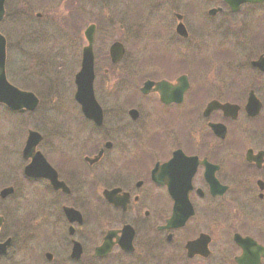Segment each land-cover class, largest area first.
I'll return each mask as SVG.
<instances>
[{"label":"flooded vegetation","instance_id":"1","mask_svg":"<svg viewBox=\"0 0 264 264\" xmlns=\"http://www.w3.org/2000/svg\"><path fill=\"white\" fill-rule=\"evenodd\" d=\"M51 1L5 0V5L48 9ZM63 1L75 9L91 11L98 9L100 2ZM214 1L217 7L206 12L211 20L224 11L233 16L246 6L264 4V0L246 3L233 12L223 0ZM141 2L144 5L147 0ZM133 9L132 5L128 8ZM156 15L144 13L140 19L143 30L139 33L150 34L153 45L152 55L141 61L140 68H131L129 62L119 68L126 51L118 64L110 62L101 71L94 65L97 103L96 96L100 98L108 89L121 103L115 102L108 111L99 104L102 122L97 124L85 118L75 102L92 131L101 132L106 118L113 117L109 133H49L44 154L38 150L43 137L35 146L33 154L40 152L56 175L45 171L47 177L33 179L23 173L27 179L42 182L43 194H35V202L42 198L44 209L17 211L12 201L20 194L13 186L11 194L0 196V264H84L85 259L96 264H264V66H252L264 52L250 61L257 83L253 81L247 93L222 91L223 97L230 99L217 95L207 101V87L195 85L188 76L184 84L178 82L183 76L179 75L178 44L193 39L184 17L178 12L171 14L176 19L169 25L171 37L161 28L159 18L148 28L149 19L154 21ZM45 18L38 13L35 19ZM179 21L188 33L184 37L177 31ZM114 30L115 25L111 32ZM122 34L128 37L129 30L123 29ZM157 38H163L164 49L158 48ZM193 57L189 54L188 63ZM143 72L146 76L141 77ZM138 79L140 84L135 82ZM146 82L153 85L144 90ZM161 82L164 84L158 88L156 84ZM71 86L74 100L73 81ZM227 86L229 90L233 85ZM181 87H185L182 93ZM251 93L260 106L256 115L246 110ZM196 101L202 110L194 109ZM213 101L231 104L234 110L207 113ZM181 110L184 118L192 119L190 128L199 130L191 128L187 133L185 128L186 133H178L184 126L178 123ZM138 122L140 133H134ZM212 125L220 126L217 132ZM23 148L24 171L33 159L25 158ZM165 164L170 166L162 167ZM104 192L109 193L108 198ZM35 196L28 197L32 201ZM171 218L173 226H168ZM89 221L107 224L102 235H92V248H86L88 243L82 238ZM104 244L108 250L99 251Z\"/></svg>","mask_w":264,"mask_h":264},{"label":"rangeland","instance_id":"2","mask_svg":"<svg viewBox=\"0 0 264 264\" xmlns=\"http://www.w3.org/2000/svg\"><path fill=\"white\" fill-rule=\"evenodd\" d=\"M131 1L125 0L118 4L117 0H100L98 9L93 11L75 9L71 3L67 5L63 0H52L48 9H30L12 3L5 5L6 17L0 24V33L7 43L6 79L14 87L32 92L39 99L37 109L30 113H13L0 104V191L10 186L15 188V193L20 194V197H14L12 201L17 211L25 213L44 209L42 198L35 202V194H43L42 182H34L23 175L24 164L20 155L28 131H36L43 137L38 146L42 154L46 152L49 133H109L113 117L106 118L101 132H93L90 127H86L77 104L71 99L72 78L80 68L82 48L86 45L82 33L90 22L97 27L94 40L96 70L101 71L110 65L108 49L115 41L122 42L126 51L125 61L118 65L119 68L124 67L127 62L131 68H140L141 61L149 54L152 55L150 47L153 46L150 34L146 35L145 32V36L139 33L143 30L140 19L144 17V13L157 14L153 17L154 21L149 19L148 24L146 23L148 28L155 26L159 18L161 28H166V33L171 35L169 25L176 22L171 14L178 12L184 17L189 36L193 38L189 37L188 41L178 44L179 75L188 76L195 85L207 87V101L217 95L222 100L230 99L224 98L222 91L247 93L253 81L257 83L251 73L250 61L264 52V4L259 7L246 6L233 16L224 11L216 20H211L206 12L217 7L214 0H147L145 6L141 0ZM131 5L135 9L128 10ZM172 7L175 10L170 9ZM38 13L43 14L45 20L37 21L35 18ZM123 29L129 30L128 37L122 34ZM160 39L157 38L158 48L161 46L164 49V40ZM176 47L177 45L174 47L175 51ZM189 54L194 56L191 64L186 59ZM201 58L203 59L199 62ZM133 72L135 77V71ZM145 74L143 72L141 77L146 76ZM135 82L140 84L139 79ZM230 83L233 86L227 90V84ZM123 90L119 91L124 93ZM104 93L100 98L96 96L104 110L108 111L115 102L121 103L115 100L113 90L108 89ZM198 101L193 107L202 110ZM184 114L181 110L178 123L184 126H181L183 128L178 133H186V130L189 133L188 129L191 128L192 131L199 130L195 126L190 128L192 119L184 118ZM197 114L200 118V112ZM140 125L141 122H138L133 126L136 127L133 128L134 133H140ZM241 127L248 126L241 123ZM84 144L88 145L86 142ZM33 194L35 198L30 201L28 196ZM20 200L23 201L19 202ZM106 228V222L101 226L91 221L86 222L82 235L84 243H88L86 248L95 245L92 235L95 232L102 235ZM39 261L44 262L42 259ZM84 264L96 263L85 259Z\"/></svg>","mask_w":264,"mask_h":264},{"label":"water","instance_id":"3","mask_svg":"<svg viewBox=\"0 0 264 264\" xmlns=\"http://www.w3.org/2000/svg\"><path fill=\"white\" fill-rule=\"evenodd\" d=\"M225 1L232 11H236L241 4L244 3H258L261 0H223ZM215 11H212L213 14ZM4 18V0H0V22ZM179 34L185 36L186 31L182 24L178 26ZM93 33L94 27H89L85 32V37L88 41V46L83 49V59H82V66L81 71L76 76V85H77V93L75 95L76 100L81 105L82 112L84 115L95 121L97 124H101L102 122V113L101 108L99 107L98 103L94 99L93 95V52H92V42H93ZM110 57L113 63H116L118 60L121 59L123 55V48L121 44L115 43L110 48ZM252 65L254 67H263L264 66V56L260 57L257 61L253 62ZM186 78L183 76L179 78L178 82L180 84H184L186 82ZM162 83L156 84L158 88L162 87ZM148 89V88H147ZM144 89V90H147ZM185 87H181L180 93L184 91ZM163 90V88H162ZM162 100H164L162 98ZM168 101V100H166ZM0 103H4L11 111L16 112H24L25 110L34 111L38 106V99L37 97L29 92H22L12 85H10L5 76V39L0 35ZM259 104L257 103V99L251 93L248 99V104L246 109L248 113L251 115H256L259 112ZM220 109L225 113L231 112L234 110V106L230 104H220L216 101H213L207 107V112L212 110ZM220 126L212 125L211 128L215 132ZM41 136L34 131H29L28 139L26 142V147L24 150L25 158L26 156H31L33 159L32 163L25 167V174L31 177H47L45 175V171H52L53 176L55 177L54 171L51 167L46 163L45 159L40 153L33 154L35 146L40 142ZM39 161V162H38ZM170 165L168 164L167 167ZM12 193V189H4L1 191L0 196L4 197ZM106 198L109 197V193L105 194ZM186 203V201H184ZM171 218L168 222V226L172 225ZM1 224V218H0ZM4 247V246H3ZM101 252H105L108 250L106 244L98 249ZM208 255V251H207Z\"/></svg>","mask_w":264,"mask_h":264},{"label":"bare ground","instance_id":"4","mask_svg":"<svg viewBox=\"0 0 264 264\" xmlns=\"http://www.w3.org/2000/svg\"><path fill=\"white\" fill-rule=\"evenodd\" d=\"M10 85H12V84H10Z\"/></svg>","mask_w":264,"mask_h":264}]
</instances>
